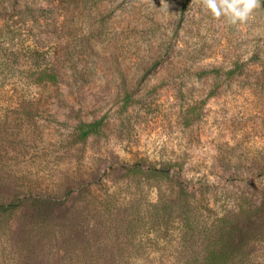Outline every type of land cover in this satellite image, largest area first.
I'll return each instance as SVG.
<instances>
[{
	"label": "rangeland",
	"instance_id": "obj_1",
	"mask_svg": "<svg viewBox=\"0 0 264 264\" xmlns=\"http://www.w3.org/2000/svg\"><path fill=\"white\" fill-rule=\"evenodd\" d=\"M100 120L98 135L74 143L79 123ZM0 134L11 136L0 145V177L9 178L0 194L72 192L83 200L73 219L92 193L126 203L168 195L169 180L147 178L154 168L217 214L257 206L264 3L232 26L202 0H0ZM137 165L145 174L127 180ZM254 247L264 264V237Z\"/></svg>",
	"mask_w": 264,
	"mask_h": 264
},
{
	"label": "trees",
	"instance_id": "obj_2",
	"mask_svg": "<svg viewBox=\"0 0 264 264\" xmlns=\"http://www.w3.org/2000/svg\"><path fill=\"white\" fill-rule=\"evenodd\" d=\"M102 123H79L74 143L98 135ZM6 136L0 134V145L10 143ZM136 171L145 174L137 165L128 170L127 180H134ZM146 174L169 180L170 193L150 203L92 193L96 203L87 202L86 213L77 219L70 215L83 200L72 192L60 199L35 192L7 199L0 194V264H258L254 245L264 237V196L246 211L220 215L203 194L175 183L168 171L154 168ZM7 180L0 177V190ZM82 217L93 226H78ZM18 218V238L6 254L3 248L14 241Z\"/></svg>",
	"mask_w": 264,
	"mask_h": 264
},
{
	"label": "clouds",
	"instance_id": "obj_3",
	"mask_svg": "<svg viewBox=\"0 0 264 264\" xmlns=\"http://www.w3.org/2000/svg\"><path fill=\"white\" fill-rule=\"evenodd\" d=\"M262 3L264 0H202V7L212 18L223 17L229 25L238 26L246 23Z\"/></svg>",
	"mask_w": 264,
	"mask_h": 264
}]
</instances>
